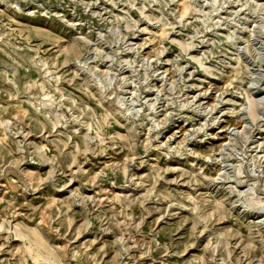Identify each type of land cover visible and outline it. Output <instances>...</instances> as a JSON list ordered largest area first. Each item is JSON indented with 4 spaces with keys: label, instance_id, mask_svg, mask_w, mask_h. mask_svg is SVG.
I'll return each mask as SVG.
<instances>
[{
    "label": "rangeland",
    "instance_id": "obj_1",
    "mask_svg": "<svg viewBox=\"0 0 264 264\" xmlns=\"http://www.w3.org/2000/svg\"><path fill=\"white\" fill-rule=\"evenodd\" d=\"M0 264H264V0H0Z\"/></svg>",
    "mask_w": 264,
    "mask_h": 264
}]
</instances>
